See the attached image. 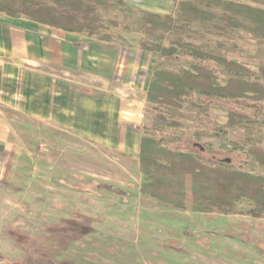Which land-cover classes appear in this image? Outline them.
Segmentation results:
<instances>
[{
	"label": "rangeland",
	"instance_id": "obj_1",
	"mask_svg": "<svg viewBox=\"0 0 264 264\" xmlns=\"http://www.w3.org/2000/svg\"><path fill=\"white\" fill-rule=\"evenodd\" d=\"M178 11L176 0H108L96 10L103 27L92 37L81 34L95 43L141 45L148 43L145 28L151 26L147 22L149 14L165 19ZM232 18L240 26H228L217 16L206 22L193 20L179 34L171 35L220 52L245 65L253 79L263 78L264 36L253 32L254 23L248 16ZM253 94L260 98L235 100L226 107L248 114L250 119L236 117L232 126L222 121L214 125L217 130H226L227 137L243 151L216 153L230 156L235 168L264 175L255 158V154H264V115L253 108L259 104L264 111V95ZM161 107L178 117L190 132L201 120L205 127L212 128L205 117L198 119L187 103L178 109ZM147 113L145 124H152L156 114ZM248 125L254 126L252 130ZM51 134V130H42L25 116L0 105V257L13 261L24 254L2 234L5 225L22 223L17 227L28 231L42 224H59L74 204L78 212L95 218V231L73 240L57 259L76 264H264V212L252 216L256 205L251 199H241L228 214L177 209L142 195L144 176L139 155L126 156L70 138H62V145L56 146ZM247 139L252 143L245 145ZM221 146L231 149L225 141ZM10 159L15 161L11 163ZM60 177L73 185L90 178L100 180L104 182L99 189L102 195H89L52 181ZM5 182L23 191H6ZM54 202L65 208L54 206Z\"/></svg>",
	"mask_w": 264,
	"mask_h": 264
},
{
	"label": "trees",
	"instance_id": "obj_2",
	"mask_svg": "<svg viewBox=\"0 0 264 264\" xmlns=\"http://www.w3.org/2000/svg\"><path fill=\"white\" fill-rule=\"evenodd\" d=\"M179 11L176 16L165 19L149 14L145 28L147 41L141 47L158 54L154 81L148 90V112L156 114L152 124L143 127L140 144V172L144 176L140 192L143 196L197 213L219 211L228 214L234 211L237 203L249 198L255 203L252 216L264 212V175H257L235 168L225 162L228 156H218L217 151H243V147L227 137V131L214 125L218 121L229 126L239 120L250 119L248 114L227 110L229 102L260 98L264 95L263 78L250 76L248 68L240 62L225 58L220 52L174 39L171 34H179L184 25L193 20L210 21L220 16L228 26H240L232 15H246L254 23L253 32L264 36V0H176ZM108 0H0V12L14 18L22 16L51 27L71 33L96 35L100 28V15L97 6ZM222 12V14H219ZM230 13V14H229ZM169 37V38H168ZM173 37V39H172ZM166 38V39H165ZM180 63L188 66L179 67ZM179 67V70L171 67ZM227 79V80H226ZM253 91V92H251ZM187 103L195 110L198 119L205 117L212 128L205 127L204 120L192 132L183 122L161 106L180 108ZM226 104V105H225ZM252 107V106H250ZM261 105L253 106L259 114ZM257 113V112H255ZM203 126V127H202ZM252 130L251 125L247 126ZM248 138H252L247 131ZM226 142L231 149L222 148ZM249 139L244 141L249 145ZM255 154V153H254ZM230 157V156H229ZM231 158V157H230ZM256 162L264 170L263 157L255 154ZM232 159V158H231ZM52 181L75 191L100 196L102 181L90 178L73 185L66 178ZM8 192H21L20 187L5 182ZM70 197V196H69ZM54 206L65 205L54 202ZM67 216L60 218L59 224H42L33 230H22L17 225L7 224L2 229L14 245L23 251L18 260L0 257V264H76L57 259L62 250L67 249L73 240L95 231V218L78 212L72 204ZM19 229V230H18ZM36 252L40 254L37 255ZM39 257V258H37Z\"/></svg>",
	"mask_w": 264,
	"mask_h": 264
},
{
	"label": "crops",
	"instance_id": "obj_3",
	"mask_svg": "<svg viewBox=\"0 0 264 264\" xmlns=\"http://www.w3.org/2000/svg\"><path fill=\"white\" fill-rule=\"evenodd\" d=\"M83 38L0 12V105L51 130L56 146L139 155L158 54Z\"/></svg>",
	"mask_w": 264,
	"mask_h": 264
},
{
	"label": "water",
	"instance_id": "obj_4",
	"mask_svg": "<svg viewBox=\"0 0 264 264\" xmlns=\"http://www.w3.org/2000/svg\"><path fill=\"white\" fill-rule=\"evenodd\" d=\"M224 161L229 163L232 161V159L230 157H226Z\"/></svg>",
	"mask_w": 264,
	"mask_h": 264
}]
</instances>
